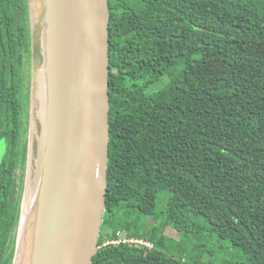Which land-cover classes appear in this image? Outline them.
I'll return each instance as SVG.
<instances>
[{
    "label": "trees",
    "instance_id": "obj_1",
    "mask_svg": "<svg viewBox=\"0 0 264 264\" xmlns=\"http://www.w3.org/2000/svg\"><path fill=\"white\" fill-rule=\"evenodd\" d=\"M27 1L0 0V264H12L25 177ZM109 11L107 189L93 264H187L144 231L161 191L165 225L201 235V217L243 264H264V0H109ZM119 231L154 249L100 246Z\"/></svg>",
    "mask_w": 264,
    "mask_h": 264
},
{
    "label": "water",
    "instance_id": "obj_2",
    "mask_svg": "<svg viewBox=\"0 0 264 264\" xmlns=\"http://www.w3.org/2000/svg\"><path fill=\"white\" fill-rule=\"evenodd\" d=\"M27 5V150L12 264H93L107 189L109 0Z\"/></svg>",
    "mask_w": 264,
    "mask_h": 264
},
{
    "label": "rangeland",
    "instance_id": "obj_3",
    "mask_svg": "<svg viewBox=\"0 0 264 264\" xmlns=\"http://www.w3.org/2000/svg\"><path fill=\"white\" fill-rule=\"evenodd\" d=\"M27 72L29 83L30 65L27 67ZM167 82V77L162 78L151 85L148 92L153 93L160 90ZM23 114H26L28 121V107L26 109L23 107ZM129 120V118L121 119L122 122ZM169 195L166 191L159 192L155 214L141 218L145 232L154 230L155 237L152 242L156 244L158 239H162L163 245L158 247V250L182 258L187 264H243L244 256L240 250L233 247L227 240L218 239L215 234H212L209 230L210 226L203 218L197 217L194 220L204 229L201 235L195 233L182 235L170 224L165 225V210Z\"/></svg>",
    "mask_w": 264,
    "mask_h": 264
},
{
    "label": "built area",
    "instance_id": "obj_4",
    "mask_svg": "<svg viewBox=\"0 0 264 264\" xmlns=\"http://www.w3.org/2000/svg\"><path fill=\"white\" fill-rule=\"evenodd\" d=\"M132 245L139 246L146 250H153L154 244L146 238L143 237H131L128 236L125 231H119L116 234V237L113 239H109L104 237L100 246L108 247V246H119V245ZM99 248V246H98Z\"/></svg>",
    "mask_w": 264,
    "mask_h": 264
},
{
    "label": "bare ground",
    "instance_id": "obj_5",
    "mask_svg": "<svg viewBox=\"0 0 264 264\" xmlns=\"http://www.w3.org/2000/svg\"><path fill=\"white\" fill-rule=\"evenodd\" d=\"M32 195L30 193V191L27 192L25 201L23 203V218L25 217V215L29 212V209L32 205Z\"/></svg>",
    "mask_w": 264,
    "mask_h": 264
},
{
    "label": "flooded vegetation",
    "instance_id": "obj_6",
    "mask_svg": "<svg viewBox=\"0 0 264 264\" xmlns=\"http://www.w3.org/2000/svg\"><path fill=\"white\" fill-rule=\"evenodd\" d=\"M29 65H30V63H29Z\"/></svg>",
    "mask_w": 264,
    "mask_h": 264
}]
</instances>
